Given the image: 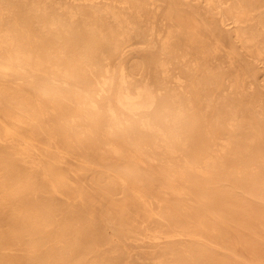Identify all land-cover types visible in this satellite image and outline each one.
<instances>
[{"label": "bare ground", "instance_id": "obj_1", "mask_svg": "<svg viewBox=\"0 0 264 264\" xmlns=\"http://www.w3.org/2000/svg\"><path fill=\"white\" fill-rule=\"evenodd\" d=\"M128 245L264 264V0H0V264Z\"/></svg>", "mask_w": 264, "mask_h": 264}, {"label": "rangeland", "instance_id": "obj_2", "mask_svg": "<svg viewBox=\"0 0 264 264\" xmlns=\"http://www.w3.org/2000/svg\"><path fill=\"white\" fill-rule=\"evenodd\" d=\"M169 1V0H168ZM170 1H172V0H170ZM170 4V3H169ZM175 9H177V6L176 5H172ZM165 9H166V7H165ZM165 12V10L164 9H162V13H164ZM164 23L162 22V25H163ZM165 25V24H164ZM209 43V45H211L212 43H211V41H209L208 42ZM223 55H225V53L224 52H221ZM220 57H222V56H220ZM226 59V58H225ZM251 62H250V70H251V72H252V74H255V73H259V70H258V67L260 66L259 65V63L257 62V61H252V60H250ZM224 65L225 66H227L228 65V62H226V63H224ZM38 83H41V82H43V81H40V80H38L37 81ZM64 149H65V151H68V147H66V146H64V144L62 143V142H60L59 143ZM111 147H112V145H110ZM88 160L91 162V164H95V161H94V159L92 158V157H88ZM127 166V168L129 167V168H133L134 166H133V164L132 165H124V164H119L117 167H115V168H111V167H107V166H105V165H102V164H98V166H97V168L98 169H100V170H102V171H104L105 173L106 172H112L113 170L116 172V173H121L122 171H125V170H127L128 171V169H125V167ZM59 168H60V172L62 173V175H64V176H66V175H68V169H73V170H78V165L77 164H75L74 162H72V161H66V162H64V163H62V164H60V166H59ZM152 169H154V170H156L155 169V167H153L152 166ZM143 173H144V171L143 170H140V177L142 176V178H144V184H146V180H148L147 179V177L146 176H143ZM83 177L80 175V173H78L77 174V179H82ZM121 186H116V192H120L121 191ZM118 198L119 197H121V194H119L118 196H117ZM87 200H88V205H89V207L90 206H94L95 207V210H96V213L98 212V213H102V212H104L105 210H108V209H110L111 207L109 206V203H107V202H105V199L104 198H102L99 194H97V193H95V192H92V193H88L87 194ZM179 202L180 203H185V199L183 198V197H180L179 198ZM80 207H77V208H73L74 209V211L75 210H77V209H79ZM97 213V214H98ZM100 215V214H99ZM110 225L112 226V227H116V228H118V221L117 220H111L110 221ZM103 237L104 238H107V236L106 235H103ZM156 245V246H155ZM102 248H104V249H106V248H108V246L107 245H104ZM127 249H128V251L129 252H131V253H133L134 254V264H152L151 262H149V260H147V259H145L144 258V255L143 254H140L141 253V249H139V248H137V247H135V246H133V245H128V247H126ZM145 248H146V251H150V252H152V254L151 255H148V257H153V256H156L158 253H159V251H160V246H159V244L157 245V243L156 244H152L149 240H146V243H145ZM119 252H120V260L118 261V264H124L125 262H123L125 259H126V250L123 248H120L119 250H118ZM138 254V255H137ZM136 258H139L140 260H138V259H136ZM123 259V260H122ZM240 259H244V256L242 255L241 257H240ZM234 261V260H233Z\"/></svg>", "mask_w": 264, "mask_h": 264}]
</instances>
